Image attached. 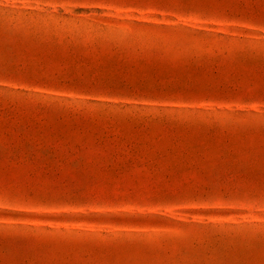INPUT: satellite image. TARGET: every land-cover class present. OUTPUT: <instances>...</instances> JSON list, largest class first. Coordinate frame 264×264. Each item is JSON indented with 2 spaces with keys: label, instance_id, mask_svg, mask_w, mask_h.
I'll return each mask as SVG.
<instances>
[{
  "label": "rangeland",
  "instance_id": "374dc122",
  "mask_svg": "<svg viewBox=\"0 0 264 264\" xmlns=\"http://www.w3.org/2000/svg\"><path fill=\"white\" fill-rule=\"evenodd\" d=\"M0 264H264V0H0Z\"/></svg>",
  "mask_w": 264,
  "mask_h": 264
}]
</instances>
